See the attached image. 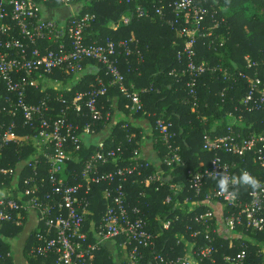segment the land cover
<instances>
[{
    "label": "trees",
    "instance_id": "1",
    "mask_svg": "<svg viewBox=\"0 0 264 264\" xmlns=\"http://www.w3.org/2000/svg\"><path fill=\"white\" fill-rule=\"evenodd\" d=\"M35 1L41 4V0ZM173 1L83 0L80 11L76 14L77 18L86 14L94 16L84 31L87 44H103L106 40L115 43L129 42L132 53L125 56L124 52H121L117 57V66L124 76V85L129 92H137L144 88V92L139 95L143 107L134 114V118L142 117L149 122L151 141L156 152L154 164H150L142 157L140 149L142 129L127 120L131 101L120 92L117 85H108L110 78L96 62L85 61L83 72L79 76L60 69L50 74L33 75L30 79L34 84L27 87L25 103L38 105L46 100L49 117H62L68 123L78 126L77 134L81 135V149L74 152L73 147L69 146L70 159L65 163L63 171L65 184L76 185L79 182L84 184L81 177L84 163L97 150L94 143L84 144L85 136H82V129L88 124L93 130V134L88 137L101 136L100 133L106 129L109 122L108 117L114 115L112 104L113 98L116 99L117 111L122 112L124 118L102 137V144L105 150L120 146L122 153L117 159L99 167V173L114 172L118 168L133 164L136 162L134 151L138 152L136 156L138 162L149 164L148 167L140 169L139 174L128 176L123 184L125 204L129 213L134 208L138 209V216L154 237L153 247L141 251L142 256L137 264H154L155 255H161L165 260L176 261L186 256L189 244L194 250L212 245L217 250L215 255L217 264H221L222 256H234L241 250H246L248 260L252 264H259L260 261L255 255L260 243L264 241V233H251L244 227H238L230 232L232 235H222L216 231L217 212L207 220L210 228L204 233L203 224L196 222L195 219L208 211L212 213V208L206 203L218 201L221 205L218 214L222 219L237 213L239 208L228 206L222 199L206 198L219 189V179L204 180L198 194L190 188L189 179L191 175L209 168L216 155L215 152L203 150L202 139L205 134L220 137L227 134L228 128H231L243 139L264 136V108L247 112L243 102L248 91V82L242 77L250 79L257 77L261 82L260 90H264V15L248 14L253 5L264 8V0H196L209 10V15L213 14V18L208 17L206 25L211 27L215 20L218 26L212 29L207 38H199L195 47L196 62L215 69L207 71L198 79L195 106L192 105V98L185 87L186 80L179 78L177 74L184 68V64L177 60V54L183 48L186 39L179 36L177 25L171 27L168 23L169 20H175L170 8ZM44 7L53 9L61 5L53 0ZM138 7L146 10L148 17H138L136 14ZM158 7L164 8L166 20H160L155 15L154 11ZM123 16L130 19L127 25L119 24ZM69 19L68 17L65 20V25ZM7 23L13 24L10 18H7ZM114 25L118 27L114 29ZM36 45L41 50L56 47L52 39L39 40ZM88 66H94L97 72L95 74L85 72ZM97 78H101L107 85V93L98 99L97 110L101 114V119L93 121L84 100L77 101L79 110H76L72 101L78 94L92 90L97 84ZM43 80L49 81L52 85L56 80L63 86L71 87L57 91L50 85L43 89L40 84ZM37 81L40 86L35 84ZM8 96L15 101V95L8 93L0 81V146L3 134L1 127L11 123L16 126L15 134L21 140V144L11 142L0 149L1 167L8 170L7 174H0V191L13 184L18 194L3 197L13 198L19 204L29 200L31 196H26L25 191L32 187L37 189L35 196L39 200L52 198L48 182L49 166L43 155L37 151L35 131L25 124L20 109L15 110L14 116L8 114L10 106L5 103ZM157 120L171 125L169 144L163 141L156 129ZM173 152L180 157L181 163L174 162L168 165L166 161L172 157ZM217 155L222 161L234 167L232 171L234 178L247 171L259 181L261 170L253 155L239 157L222 151L217 152ZM33 160L37 163L33 164ZM28 162L31 163L30 166L27 165ZM155 173L161 175V183L146 185L145 180ZM26 180L30 181L25 183ZM106 188L105 183L91 184L87 196L80 194L90 203L83 229L90 243L95 242L93 228L98 225L109 206V201L104 197ZM228 189L236 196L239 205H244L250 200V186L235 183ZM166 198H170V201L165 202ZM29 215L26 211L22 212L21 226L0 223V255L3 257L0 264H12L11 256H5L10 251L7 240L22 233ZM163 222L170 223L168 229H163ZM195 231L200 233L193 238L191 234ZM37 232V230L31 232L25 246L26 264H54L53 255L45 257L34 254L33 249L39 245L35 239ZM113 242L119 247L123 239ZM92 264L115 262L110 253L101 247L93 254ZM123 264H128L127 258Z\"/></svg>",
    "mask_w": 264,
    "mask_h": 264
},
{
    "label": "built area",
    "instance_id": "2",
    "mask_svg": "<svg viewBox=\"0 0 264 264\" xmlns=\"http://www.w3.org/2000/svg\"><path fill=\"white\" fill-rule=\"evenodd\" d=\"M55 1L62 8H67L83 0ZM128 1L130 0H126ZM51 2L53 0H41V4H37L35 0H0V81L8 93L15 95V101L8 96L5 98V103L10 106L8 114L14 116L15 110L20 109L25 124L35 131L34 140L37 151L43 155L49 166L48 182L52 196V198L39 200L35 196L37 189L32 187L25 191V195L31 197L22 204L13 198L0 197V223L21 226L23 211L34 215L37 220L35 230L38 231L35 239L39 245L33 249V252L35 255L45 257L49 254L53 255L54 264H92L93 254L102 247L103 243L118 239H123L119 247L124 250L128 264H137L142 256L141 251L153 247L154 237L147 231L143 220L138 216V209L134 208L129 213L125 204L123 184L128 176L134 173L139 174V170L148 167L149 164L138 162L136 158L138 152L134 151L136 162L133 164L118 168L114 172L99 173V167L106 165L110 160L117 159L122 153L120 146L105 150L100 142L96 144L97 150L84 163L81 175L84 184L81 182L76 185L65 184L62 171L65 163L70 159L68 148L72 146L74 152L81 149V135L77 134L79 128L62 117H49L46 100L38 105L25 103L27 87L34 84L30 79L33 75L50 74L60 69L79 76L83 72V63L93 61L100 64L110 78L108 85H117L120 92L131 101L132 110L135 113L141 111L143 106L139 94L128 91L124 85V76L117 66V57L121 52H124L125 56L132 53L130 45L128 41L115 43L111 40H106L103 44H87L84 31L93 21L94 16L86 14L79 18L70 17L67 25L40 18V8ZM170 8L175 20H169V25L171 27L177 25L179 36L186 39L183 48L177 54V60L184 64V68L177 74L179 78L186 80L185 87L192 98V105L195 106L198 79L207 71L215 70L196 62L195 47L198 39L207 38L218 23L214 20L211 27L206 25L208 17L213 18V14L209 15V10L198 4L196 0H174ZM154 13L160 20H166L163 7L156 8ZM136 14L143 18L149 15L141 7L136 9ZM7 18H10L12 25L7 23ZM129 20V17L123 16L119 24L127 25ZM117 27L118 25H114V29ZM43 39H52L56 47L41 50L36 44ZM242 77L248 82V91L243 102L247 112L262 110L264 90H260V79ZM96 83L92 90L78 94L72 101L76 110H79L77 101L84 100L93 121L101 119V114L97 110L98 99L107 93V85L101 78H97ZM170 126L162 120L156 122V129L166 144H169L168 141L171 138ZM15 128L13 123L1 127L3 134L0 149L11 142L21 144V140L15 134ZM92 134L91 126L85 125L82 136ZM202 141L203 150L215 152L216 155L209 168L191 175L190 188L198 194L206 179H219L221 176L230 180L234 178L232 174L234 167L222 161L217 152L222 151L239 157L253 155L260 167L261 177L260 187L250 189V200L244 205H239L236 196L229 189L215 190L211 197L222 199L228 206L239 208L237 213H232L222 220V224L230 232L238 227H244L251 233H264V136H250L243 139L234 133L233 129L228 128L227 134L220 137L205 134ZM32 162L37 163L35 160ZM174 162L179 164L181 160L173 152L166 163L169 165ZM27 165L30 166L31 163L28 162ZM7 173L8 170L3 169L0 164V174ZM29 181L26 180L25 183ZM156 182L161 183V175L158 173L152 174L145 180L146 185ZM102 183L107 185L104 197L109 201V206L98 225L93 228L95 242L90 243L87 234L83 231L90 203L80 194L87 196L90 193L91 184ZM234 184L231 183L229 186L232 187ZM169 201L170 198H166L165 202ZM211 217L212 213L208 211L195 219L196 222L203 224L204 233L210 228V224L206 222ZM162 226L166 230L170 223L163 222ZM199 233L195 231L191 237L194 238ZM187 247L186 256L176 261L165 260L163 256L155 255L153 262L154 264H217L215 259L217 250L212 245L200 247L197 250H194L190 244ZM5 256L10 255L7 253ZM255 256L259 259V264H264V241L260 243ZM1 259L3 257L0 255ZM221 264H252V262L248 260L246 250H241L234 256H222Z\"/></svg>",
    "mask_w": 264,
    "mask_h": 264
},
{
    "label": "crops",
    "instance_id": "3",
    "mask_svg": "<svg viewBox=\"0 0 264 264\" xmlns=\"http://www.w3.org/2000/svg\"><path fill=\"white\" fill-rule=\"evenodd\" d=\"M60 8H62V7L53 8V9L47 8V9L52 10V11L57 10L58 11V18H59L58 20L60 21V23H64L66 20V13H65L64 9L59 10ZM44 11H45V8L41 7L40 13H39L40 18H42L44 20L55 21V19L43 18L42 13ZM59 21H55V22H59ZM85 72L95 74L97 72V70H96V68H94V66H88V67H86ZM59 83L60 82L55 80L53 82V85H52L53 88L57 91L64 90V89H70V87H71V86L66 85V86H63L61 88H57ZM60 84L62 85V83H60ZM142 92H144V88L137 90L136 93L141 95ZM115 103H116V99L113 98L112 107L114 108V115L111 117H108L109 122H108L107 126L105 127L106 129L103 130L102 133H100L102 135L101 136L98 135V136H95L93 138H92V136L88 137L87 135H83V136H85L84 138L82 137L85 145H88L90 142L94 143V144H98V143L102 142L103 141L102 137L106 136L111 130H113V127L118 122L122 121L121 119L124 118V114L122 112L117 111V107H116ZM125 108H126V106H125ZM129 110H130V115L127 118V120L130 121L134 126L142 129L141 130L142 138H141V146H140L142 157H143V159L147 160L150 164H154V162L156 160V152L153 149V142L151 141L152 139H151V135H150L151 131H150V127H149V122L147 119H144L142 117L134 118L135 112L132 110L131 106H130ZM17 194L18 193H17L16 188L13 184L8 186L7 188L5 187L4 189H2V191H0V197L8 196V195L16 196ZM206 198H212V197L207 196ZM206 205L208 207L212 208V214H214V212H217V213H215V216L219 215L218 213L220 211V207H218V206L215 207L213 203H211V204L206 203ZM36 225H37L36 217L32 214L29 215L27 222L23 226L22 233L15 238H9L7 240V243L9 244V247H10V251L8 252V254L11 256L12 264H26V257L24 254V249H25V246L27 244L29 236H30L31 232L35 230ZM216 231H219L220 234L225 235V236L230 235V232L228 233L229 234L228 235L227 232L225 231L224 227H223V229H218V227H217ZM102 248L107 250L110 253V255L113 257L115 264H118V262H119L118 254H119V251L122 249H120L118 246H116V243L113 241H107V242L103 243ZM122 251L124 252V250H122Z\"/></svg>",
    "mask_w": 264,
    "mask_h": 264
},
{
    "label": "rangeland",
    "instance_id": "4",
    "mask_svg": "<svg viewBox=\"0 0 264 264\" xmlns=\"http://www.w3.org/2000/svg\"><path fill=\"white\" fill-rule=\"evenodd\" d=\"M81 6H82V3H75V4H72L71 6H68L67 8H60L59 10H63L64 9V11L66 13V19H67L68 17L70 18V17L76 16V14L79 13V11H80ZM42 8H45V7L42 6ZM248 14H250V15L251 14H256L257 16H263L264 15V8L259 6V5H253L248 10ZM42 17L43 18L55 19V21H59L58 20L59 19L58 18V11L57 10H53L52 11V10H48L47 8H45V11L42 13ZM58 23H60V21ZM35 84L37 86H40V84H42V88L43 89H45L46 87H50V85H52V84H50L49 81L45 82L44 80L41 81L40 84H39V81H37ZM61 87H63V85H61L59 83L57 88H61ZM64 169H63V171H65ZM63 171H62V173H64ZM63 176H64V174H63ZM213 204H214L215 207H217V206L221 207V205H220V203L218 201L215 202V203L213 202ZM216 217H217V220H218L217 221L218 224L216 225V227L218 226V229H223V227H224L225 231L228 234L230 231H228V229L222 224V220L223 219L221 218V216L220 215H216ZM230 235H232V234H230ZM118 257H119L118 264H123L124 261H126V255H125V253L122 250L119 251Z\"/></svg>",
    "mask_w": 264,
    "mask_h": 264
},
{
    "label": "clouds",
    "instance_id": "5",
    "mask_svg": "<svg viewBox=\"0 0 264 264\" xmlns=\"http://www.w3.org/2000/svg\"><path fill=\"white\" fill-rule=\"evenodd\" d=\"M231 183L247 185L253 189H257L260 187V183L257 178H255L248 172H243L238 178H232L231 180L227 177L221 176L218 180V188L221 191H227Z\"/></svg>",
    "mask_w": 264,
    "mask_h": 264
}]
</instances>
